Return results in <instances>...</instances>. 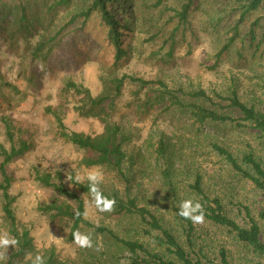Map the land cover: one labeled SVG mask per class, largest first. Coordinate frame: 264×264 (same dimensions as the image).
<instances>
[{"label": "rangeland", "instance_id": "374dc122", "mask_svg": "<svg viewBox=\"0 0 264 264\" xmlns=\"http://www.w3.org/2000/svg\"><path fill=\"white\" fill-rule=\"evenodd\" d=\"M42 1L0 0V19L6 29L4 34L0 32V144L7 149L10 147L3 118L10 121L14 142L22 139L31 144L27 152L5 166L12 177L9 192L15 196L12 208L17 227L19 231L28 230L32 243L31 251L22 259L16 258L15 264H33L37 255L42 256L45 263L50 253H53L57 264H127L131 258L128 250L100 234L91 235V248L80 247L74 239L69 240L71 222L51 218L40 208L56 199L58 204H69L75 209L77 202L58 195L53 187L41 184L35 178L37 172H50L55 181H58L55 175L59 173L66 187L83 200L84 218L90 223L112 228L120 235L137 237L150 249L163 255V247L154 238L157 232L153 231L152 236H143L141 229L144 226L138 220L113 217L106 211H100L93 196L79 191L71 178L68 179L72 177L85 182L88 172L96 166H85L82 163L84 151L60 136L56 115L70 131L96 134L102 131L103 125L97 118L78 114L74 107L82 95L67 89L66 83L71 81L82 85L95 96L102 92L103 78L123 74L127 76L117 99L114 119L129 136L126 153L135 159L128 170L133 177L131 195L136 196L138 204L159 216L178 235L188 251L204 255L202 260L205 264H219L220 248L227 251L231 264H255L258 258L226 228L205 219L202 223H193L192 242L190 245L186 242L183 226L173 219L171 208L164 198L155 149L159 139L163 138L173 160V178L178 182L181 204L185 200L193 201L187 189L194 176L200 174L204 191L219 197L228 215L241 225H246L247 221L238 205L248 207L257 218L264 239V219L257 215L264 206L260 191L211 147V143L216 142L239 158L252 151L264 165V140L249 129L235 126L233 122H207L201 125L199 132L196 125H191L187 115L180 113L181 110L171 108L166 111L167 102L142 112L143 99L147 95H155L158 83L138 90L137 82L128 77L159 80L179 95L182 102L206 105L212 103L189 97L187 93L204 90L213 101L226 105L228 102L219 100L215 94L227 96L235 89L243 102L263 110L264 53L262 56L259 52L253 55L254 50L246 48L245 41L249 23L259 10L246 17L238 29L239 37L218 57L217 52L232 34V31L227 32L238 15L234 12L230 15L228 6L222 0H196L197 5L189 16V22L174 31L175 45L171 54L167 55L169 43L164 39L174 27L173 21L167 22L170 14L168 7L178 4V0H161L159 4L158 0H136L135 11L141 19L130 37L125 38L131 43V55L126 62L113 67L112 47L106 42L105 29L96 15L86 21L80 18L77 23L68 26L62 38L50 44L45 60L32 58L26 46L35 45L40 33L19 32L13 20L19 13V5L24 3H34L26 7L30 22L34 21L32 16L35 20L40 18L44 15ZM220 10L222 12L218 14ZM52 13L55 16L53 24L47 23L49 19L45 22L43 17L40 19V26L43 27L36 31H56L68 19L69 10L59 9ZM227 13L228 16L225 15L219 25H210L218 16ZM34 24L32 22L29 29ZM191 33L195 36L192 37ZM238 51L242 53L241 57ZM221 110L239 115L229 107ZM126 165L128 167V163ZM99 169L103 173L100 188L123 191L120 182L114 180L103 167ZM1 179L0 172V182ZM2 205L0 189V234L7 232L12 237ZM91 230L82 226L79 232L88 234L92 233ZM16 249V245L9 247L6 259L0 260V264H7L9 258H14ZM3 251L0 249V252Z\"/></svg>", "mask_w": 264, "mask_h": 264}, {"label": "trees", "instance_id": "16d2710c", "mask_svg": "<svg viewBox=\"0 0 264 264\" xmlns=\"http://www.w3.org/2000/svg\"><path fill=\"white\" fill-rule=\"evenodd\" d=\"M122 1V2H121ZM196 0H178V4L168 7L169 16L167 22H174L172 32L168 35L164 41L169 43V49L167 55L171 54V51L175 45L174 31L183 28L184 24L189 22L190 14H193L195 10ZM198 1V0H197ZM196 1V2H197ZM222 2L228 6L230 15L234 12L238 15V19L232 22L227 33L232 31V34L228 37L225 46L222 47L219 54L226 51L227 46H231L232 43L239 37V27L244 23L245 19L252 12H257L250 21L249 30L245 35V41L248 49H253L252 54L256 52L264 53V0H222ZM136 0H44L41 5L44 6V15L40 18L34 19L33 28L29 29L32 22L29 20V16L26 11L30 3H24L19 5V13L16 15L13 23L19 32H26L27 34H38L40 39L35 45H27V51L34 59H46L49 52L50 44L56 40L62 38V33L71 24L78 22L80 18L86 21L90 16L96 15L101 25L105 29L106 42L112 47L113 53V67H117L128 60L131 55V43L126 41V37H130V33L135 29L139 17L138 11H135ZM161 3V0L157 1V4ZM219 3V2H218ZM217 3V4H218ZM69 10L68 19L59 25L55 33L46 36L51 32L36 31L43 26H40V19L44 17L48 24L52 25L55 19L54 10ZM222 12L220 10L218 14ZM39 14V13H38ZM51 15V16H50ZM218 16L210 24L212 26L219 25L224 16ZM229 15V16H230ZM3 21L0 19V32L4 34L5 28L2 27ZM40 26V27H39ZM156 33H153V35ZM192 37L195 36L191 33ZM243 40V39H242ZM245 47V46H244ZM238 56L241 57L242 53L238 51ZM127 75H121L120 77L114 76L109 79L103 78V89L98 95H92L88 88L74 82L68 81L66 83L67 89H73L75 93L81 94L77 105L74 109L80 116L97 118L103 125L101 132L96 134L85 133L82 131H70L66 130L64 123L59 115H56V121L60 128V136L65 141L70 142L84 151L82 163L87 167L99 166L103 167L108 173L111 174L114 180H117L122 184L123 191L116 188L99 190L104 197L108 199H115L114 211H106L110 216L121 217L126 219L138 220L142 227L143 236H152L153 231L157 232L155 240L158 241L160 246L163 247V255H159L158 252L150 249V247L137 237H130L126 235H120L112 228L103 225H94L84 218L85 207L83 200L73 191H71L61 180L60 174L56 173L58 181L53 180L54 176L50 172L36 173L35 178L44 186L53 187L54 191L58 195L73 198L77 205L75 209L69 204H58L55 199L53 202L43 205L40 209L49 214L54 219H67L71 222L69 231V240L74 239L73 233L80 231L82 226L91 228V234H100L108 237L115 243L120 244L126 250L131 253L130 261L127 264H205L199 252H190L180 241L178 235L174 231L166 226L162 219L157 216L153 211L148 209L144 205H140L137 202L136 196L131 195L133 177L129 174V168L135 162L134 157L128 156L126 153V143L129 141V136L122 129L120 123L115 119V113L117 110V99L119 98L122 90L124 80ZM129 80L137 82L138 90H142L147 85L158 83V89L153 97L147 95L143 99L142 107L145 112L147 108L156 104H166L168 110L175 109L181 110L180 113L187 115V119L191 121L192 126H197V130L200 132L201 125L207 122H233L237 127H244L252 132H255L258 138L264 140V109L260 110L253 105H248L243 102L237 91L233 89L229 95L223 96L216 93L215 96L221 101H227L226 105H222L218 101H213L204 90H194L187 93L189 97L211 102V105L197 102H182L174 91L169 90L163 82L159 80H145L140 77H128ZM138 92V91H137ZM216 102V103H215ZM215 103V104H214ZM232 108L236 110L239 115H232L221 109ZM180 108V109H178ZM5 124V133L9 139L10 147L5 148L0 144V156L2 161L0 162L1 182L0 189L2 191L3 205L2 210L6 222L9 226V232L12 237L15 238L18 243L15 251L14 258H9L7 264H15L16 258H24L25 255L31 251L32 243L28 230L24 229L19 231L17 227L16 217L13 212L12 205L15 201V196L9 192V188L12 182V177L6 171V164L12 159L23 155L31 148V144L26 140H18L14 142L13 133L11 130L10 121L3 118ZM212 149L218 154L222 155L230 166L238 172L242 177L249 180V182L260 191L262 199H264V165L254 155L252 151L244 153L240 158L234 156L233 153L225 146L216 142L211 143ZM156 151V164L159 168V174L162 185L164 187V198L171 208L173 219L183 226V234L186 242L190 245L192 242V230L194 224L191 219H186L179 215L181 210V202L178 192V182L174 180V165L171 154L168 153L166 143L163 138L158 141ZM128 163V167H126ZM72 183L76 188L87 194L92 195L90 191L89 181L80 182L71 177ZM188 193L193 197V203L199 202L203 207L204 219L210 221L214 225L224 227L231 233L239 242H241L246 249L251 251L258 260L255 264H264V239L262 238L261 226L255 216L252 215L247 206L239 204L238 207L243 211L246 225H241L235 218L228 215L225 211L222 200L217 196L208 195L202 187V177L200 174H196L193 181L189 184ZM198 214V213H197ZM258 218L264 219V206L257 213ZM168 254V255H167ZM170 255V256H169ZM203 256V257H201ZM219 264H231L228 253L224 248L219 250ZM206 260V259H205ZM44 264H57L54 259L53 253L45 259ZM99 264H109L107 262H101Z\"/></svg>", "mask_w": 264, "mask_h": 264}, {"label": "clouds", "instance_id": "9594fccd", "mask_svg": "<svg viewBox=\"0 0 264 264\" xmlns=\"http://www.w3.org/2000/svg\"><path fill=\"white\" fill-rule=\"evenodd\" d=\"M70 178L71 177H68V179ZM87 179L90 184V191L93 195L96 207L100 211H114V205L116 203L115 199H108L107 197H104L99 190L98 186L103 179V173L99 169V166H96L95 169L88 172ZM179 215L186 219H191L194 224L202 223L204 220L202 205L199 202H196L195 206H193L192 200H185L182 202ZM91 235V233L83 234L79 231H76L75 233H73L74 242L80 247L91 248L93 246ZM17 243L18 241L15 238L10 237L7 232L0 234V249L4 250L3 252H0V260L6 259L7 249L9 247H14ZM33 264H44L43 257L37 255L33 261Z\"/></svg>", "mask_w": 264, "mask_h": 264}]
</instances>
